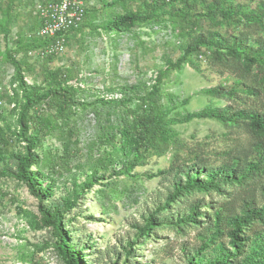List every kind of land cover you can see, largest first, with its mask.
<instances>
[{
  "label": "rangeland",
  "instance_id": "rangeland-1",
  "mask_svg": "<svg viewBox=\"0 0 264 264\" xmlns=\"http://www.w3.org/2000/svg\"><path fill=\"white\" fill-rule=\"evenodd\" d=\"M225 1L248 13L264 11V0ZM37 3L0 0L4 33L0 146L8 152L23 149L24 144L14 132L16 102L21 97L15 94L18 82L10 57L20 62L29 83L49 88L60 82L78 88L76 103L66 113L58 101L38 105L51 126L39 133L36 152L40 163L33 167L53 176L55 200L73 190L75 182L91 179L94 171L105 174L104 183L95 184L65 214L64 223L74 227L70 237L83 238L92 264H191L233 251L231 218L248 208L264 209V139L253 134L246 120L226 124L194 119L171 125L166 148L149 150L143 164L128 170L129 157L114 150L107 139H98L99 126L109 118L116 131L120 122H132L128 108H138L141 102L135 97L115 107L100 98H125L133 94L123 89L130 85L151 87L168 61L183 57L187 45L201 33L218 31L230 46H236V38H246L257 49L264 44V27L244 18L231 23L220 17L212 21L205 15L202 0H86V25L72 34L64 51L51 55L38 43ZM150 3L160 6L157 18L138 23L126 33L104 28L116 14L144 11ZM216 49L203 47L187 54L181 69L168 71L162 84L164 106L171 115L209 105L264 114L263 61L248 71L241 61L218 54ZM213 86H223L231 93L213 96L202 92ZM245 87L256 93L244 91ZM197 162L209 167L230 164L250 175L242 183L226 185V193L196 190L164 208L177 175ZM45 201L41 203L27 183L11 176L0 178V264H67L56 247L54 228L44 223L39 211ZM196 202L203 212L200 224L178 226L169 221L187 213ZM214 210L222 211L221 220L215 219ZM151 215L159 217L156 222L165 218V223L151 224ZM244 230L250 236L254 235L251 230L264 233V221L258 219Z\"/></svg>",
  "mask_w": 264,
  "mask_h": 264
},
{
  "label": "trees",
  "instance_id": "trees-1",
  "mask_svg": "<svg viewBox=\"0 0 264 264\" xmlns=\"http://www.w3.org/2000/svg\"><path fill=\"white\" fill-rule=\"evenodd\" d=\"M202 2L205 15L212 21L220 17L222 21L231 23L232 20L241 21V18H244L248 22L264 27V11L261 14L248 13L241 7H235L225 0H202ZM159 7L157 3H150L144 11H126L123 14H116L106 22L104 28L109 32L126 33L138 23H146L157 18L160 14ZM88 14L89 9L87 8L86 18ZM85 22L81 28L86 25ZM38 43L40 45L45 44L42 40ZM235 43L236 46L228 45V40L218 31L208 34L201 33L187 45L183 57L177 61H168V66L159 71L151 87L130 85L123 89L125 91L128 89L133 94L125 98H100L103 104L115 107L124 105L135 97L139 99L141 104L138 108H128L133 121L120 122L116 131L113 130L109 118L106 122L100 123L98 139L101 141L107 139L114 150L120 151L129 157L128 170L143 164L149 150L166 148V136L171 125L188 123L194 119L210 118L226 124L246 120L253 134L264 139V114L258 111L249 109L234 110L231 106L209 105L200 110L186 111L185 113L178 112L171 115V110L167 109L163 103L162 84L168 71L172 68L181 69L185 62V56L197 52L203 47H215L218 54H229L241 61L248 71L252 70L255 63L260 61L264 63V44L255 49L246 38H236ZM10 61L15 66V79L18 82L15 94L17 98L21 97V101L16 102L17 129L14 132L19 139L23 140L24 144L23 149L9 150L8 152H5L0 146V178L11 176L21 183H27L31 193L38 197L41 203L45 201L44 198L47 195L49 198L40 206L39 211L44 223L54 228V233L57 236L56 247L59 254L67 264H92L93 260H90L91 258L86 252L87 246L82 244L83 238L70 237L69 232L74 227L66 225L64 218L65 214L72 211L78 205V200L85 196L95 184L104 183L105 174L99 175L97 171H94L91 179L82 184L75 182L73 190L61 199L55 200L51 192L55 184L53 176L40 172L39 169H33L34 166L40 163V157L36 152L40 144L39 133L51 126L38 109V105L46 101H50L48 104L58 101L59 107L66 113L76 103L75 98L79 90L70 85H62L60 82L52 84L49 88L29 83L25 79L20 62L14 57H10ZM244 91L256 93V90L251 87H245ZM137 92H143V94H134ZM202 92L208 95L220 96L229 93L230 90L223 86H213L204 88ZM185 101L188 102V100ZM34 130L37 131L34 132ZM56 165V163L53 164V171L57 172L55 170ZM194 165L195 167L177 175L178 178L174 182V191L170 194L171 196L163 206L164 208L167 209L171 202H175L179 197L191 194L196 190L206 192L216 190L226 193V185L242 183L250 175L244 169L240 170L230 164L222 167H209L204 163L197 162ZM184 177H186L185 180ZM209 207L212 208V206ZM202 214L201 203L196 202L189 207L187 213L182 214V216L178 215L177 218L172 217L169 221L178 226L200 224ZM214 216L216 220H221L222 211L214 210ZM34 217L36 218V216ZM158 219L159 217L151 215V224L158 223L161 225L165 223V218L156 222ZM258 219L264 221L263 208H248L242 214L235 215L230 221L232 225L230 236L234 250L222 251V254L216 258L197 259V262L193 261L191 264H235L236 259H240L238 264H264V233H261L260 230H251L254 235L250 236L245 234L246 231L244 230L251 227L252 223ZM224 257L227 259H224Z\"/></svg>",
  "mask_w": 264,
  "mask_h": 264
},
{
  "label": "built area",
  "instance_id": "built-area-1",
  "mask_svg": "<svg viewBox=\"0 0 264 264\" xmlns=\"http://www.w3.org/2000/svg\"><path fill=\"white\" fill-rule=\"evenodd\" d=\"M86 11V0H38L37 36L45 42L48 53L56 55L65 50L72 34L84 24ZM3 39L0 14V44Z\"/></svg>",
  "mask_w": 264,
  "mask_h": 264
}]
</instances>
